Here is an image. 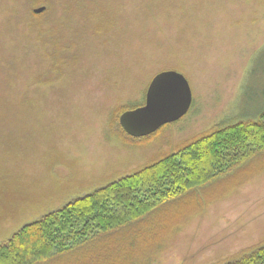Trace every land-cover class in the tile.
I'll list each match as a JSON object with an SVG mask.
<instances>
[{"label":"rangeland","instance_id":"rangeland-1","mask_svg":"<svg viewBox=\"0 0 264 264\" xmlns=\"http://www.w3.org/2000/svg\"><path fill=\"white\" fill-rule=\"evenodd\" d=\"M27 4L29 19L13 32L28 53L10 48L21 40L5 36L12 23L0 28V60L14 52L10 86L0 89V245L74 198L264 110V0H71L67 13L63 0ZM12 11L0 8V21ZM168 70L187 80L189 111L148 137L127 136L119 116L142 106L152 77ZM254 151L142 221L41 264L237 259L264 244V149Z\"/></svg>","mask_w":264,"mask_h":264},{"label":"trees","instance_id":"trees-1","mask_svg":"<svg viewBox=\"0 0 264 264\" xmlns=\"http://www.w3.org/2000/svg\"><path fill=\"white\" fill-rule=\"evenodd\" d=\"M20 1L0 0V8L13 10L1 19L0 28L6 31L12 23L5 36L10 39L19 36V45L10 48L22 54L20 50L28 53L32 45L25 43L19 33L13 32V26L19 23L17 19H29L25 12L28 0L22 4ZM63 1L68 6L67 13L72 8L71 0ZM43 2L46 4V0ZM42 15L43 12L30 13V17L36 19ZM7 41L10 46V41ZM13 53H6L7 56L0 60V89L6 90L10 86L5 84L9 80L4 75L12 64ZM254 149H264V110L256 119L214 128L176 152L89 194L76 197L22 226L0 245V264L45 263L86 246L97 236L114 233L142 221L162 206L226 174L249 158ZM225 264H264V244Z\"/></svg>","mask_w":264,"mask_h":264},{"label":"water","instance_id":"water-1","mask_svg":"<svg viewBox=\"0 0 264 264\" xmlns=\"http://www.w3.org/2000/svg\"><path fill=\"white\" fill-rule=\"evenodd\" d=\"M44 10L40 7L33 13L40 14ZM191 104L192 94L185 77L175 71H161L149 82L143 105L123 112L118 123L129 137H147L182 118Z\"/></svg>","mask_w":264,"mask_h":264}]
</instances>
